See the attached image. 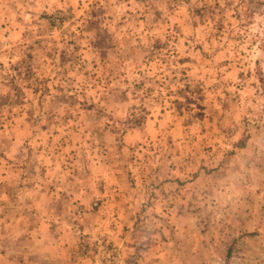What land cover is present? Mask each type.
Returning a JSON list of instances; mask_svg holds the SVG:
<instances>
[{"label": "rangeland", "instance_id": "obj_1", "mask_svg": "<svg viewBox=\"0 0 264 264\" xmlns=\"http://www.w3.org/2000/svg\"><path fill=\"white\" fill-rule=\"evenodd\" d=\"M0 264H264V0H0Z\"/></svg>", "mask_w": 264, "mask_h": 264}, {"label": "crops", "instance_id": "obj_2", "mask_svg": "<svg viewBox=\"0 0 264 264\" xmlns=\"http://www.w3.org/2000/svg\"><path fill=\"white\" fill-rule=\"evenodd\" d=\"M53 1L61 3L62 1L66 2V1H69V0H53Z\"/></svg>", "mask_w": 264, "mask_h": 264}]
</instances>
